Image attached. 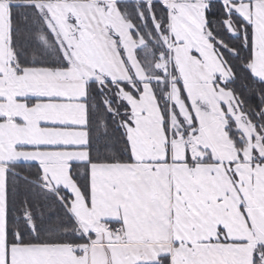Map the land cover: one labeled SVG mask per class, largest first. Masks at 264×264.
<instances>
[{
  "label": "snow or ice",
  "instance_id": "1",
  "mask_svg": "<svg viewBox=\"0 0 264 264\" xmlns=\"http://www.w3.org/2000/svg\"><path fill=\"white\" fill-rule=\"evenodd\" d=\"M0 264H264V0H0Z\"/></svg>",
  "mask_w": 264,
  "mask_h": 264
}]
</instances>
